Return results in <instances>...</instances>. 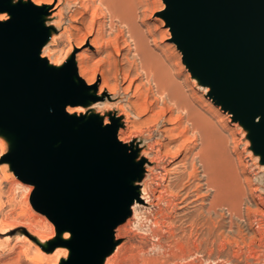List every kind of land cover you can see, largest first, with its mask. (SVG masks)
Listing matches in <instances>:
<instances>
[{"label":"water","instance_id":"95a60500","mask_svg":"<svg viewBox=\"0 0 264 264\" xmlns=\"http://www.w3.org/2000/svg\"><path fill=\"white\" fill-rule=\"evenodd\" d=\"M165 1L163 14L176 8L171 30L180 33L184 62L188 58L193 65L205 67L210 75L207 82L218 79L211 86L212 94L227 93L230 100L222 102L225 109L262 113L256 134L257 146L263 147L264 0ZM27 22L22 8L0 21V127L7 130L2 124L14 122L23 132L10 160L14 158L18 178L34 185L33 207L55 225H79L71 242L74 259L68 264H97L105 235L113 239L112 230L129 213L122 194L137 195L136 187L122 179L129 172L140 175V164L133 163L135 156L129 150L120 153L107 141V135L116 136L114 124L101 127L94 115L65 118L61 101L68 99L75 105L85 99L73 96L68 76L60 73L50 78L42 68L34 46L38 35ZM40 25L42 36H48L43 20ZM233 115L235 119L237 114ZM57 133L64 139L51 146ZM120 160L132 166L113 168ZM68 187L75 188L73 196L62 194Z\"/></svg>","mask_w":264,"mask_h":264},{"label":"bare ground","instance_id":"6f19581e","mask_svg":"<svg viewBox=\"0 0 264 264\" xmlns=\"http://www.w3.org/2000/svg\"><path fill=\"white\" fill-rule=\"evenodd\" d=\"M70 1L71 2L67 0L65 2L68 5H66L65 8H68L70 5L76 6L79 4L82 6L83 4L84 11L82 13L90 12L94 24L96 23V18L98 16L103 18L99 26L100 31L96 32L93 36L92 34L95 29H92L90 33H88L93 37H83V40L88 41L89 45L97 48L98 54L106 52L109 44L113 46V49H115L117 54L120 53L123 47L127 48L124 57L132 63V67L128 70L123 69V71H121L118 63H116L113 71L116 82L113 86L109 85L104 71L99 69L95 70L90 81L86 83L85 75L89 69V62L88 59H86L85 54L80 51H74V47L71 45L64 57H58L59 55L55 53V50L51 46V43L53 40L55 41L56 36L53 31H49L50 38H48V36H42L44 28L40 25V22L43 18L54 19L56 17L57 19H54L56 23L64 19V13L67 11L66 9L64 11V6L62 7L64 0H0V16L3 17L0 21L8 20L19 8H22L23 14L28 20L27 23L30 26V31L38 35L37 40L34 42V46L42 61V68L48 71L50 78L60 73L68 76L66 82L74 86V89L72 90L73 96L83 95L82 99H85V102L88 101L86 107L78 104L73 105L68 99L61 101L60 106H62L63 111L69 107L83 109V111H76L74 113L64 111L66 116H78L79 113H82L84 117H86L88 108L97 109L98 112H101V107H104V104H107L106 107L109 109H112L116 104L120 108L119 111L122 109V114H119L120 112L115 114L116 118L112 120L108 117H104L102 120L104 125L114 124L115 132L119 131L122 133L125 128H128L133 123V118L135 119V116H138V113L134 112V108L129 104L130 102H127V100L130 89L136 79L144 76L146 78L145 83L150 86L149 89L152 92V98H154V100H150V104L145 106V110L149 111L154 101L161 102V100H163L168 103V110H164L163 115L174 109L178 112L175 116L171 115L165 119L163 116L161 122L164 123L169 121L171 126L168 128H157V130L162 133L164 130L171 131L178 128L180 129L177 132L170 133L169 140L166 141V143H164L161 140V137H159L155 140L151 139L150 141H145V145L140 143V141L135 140L142 136V132L137 134L130 142L129 139L123 137V135L118 136V133L115 137L111 134L107 135V141L109 140L114 143L115 146L119 148L120 153L127 152L132 147H135L136 149L139 148L133 163L140 164V170L138 173L140 172L141 174L134 175V173L129 172L122 180L131 187H136V190H139L141 197L154 206L149 212V215L146 216L152 218L153 224L158 228L163 229L166 227V231L168 232L167 237L170 242L176 245L183 254H187L193 249L199 251L202 247L207 246L209 256L214 254L217 255V258L224 261L223 264H260L261 260H263L262 257H264V252L262 255L259 253L260 251L255 247L256 242L254 240L247 242L245 239L246 237H242L241 239H239L240 236L239 238L230 237L229 233L225 232V222L221 218L213 216V213L216 212L218 207L225 206V204L228 203L226 204L228 212L231 214H238L243 218L240 211V198L236 192L238 183L235 178V170L226 164L224 158L222 159L220 142L216 139L206 115L202 114L201 111H197L191 103L192 101H190L189 96L184 91L178 89L180 83L178 85L175 77L169 76L168 72L170 71L168 69V72L165 70L166 68L164 67L165 64L163 59L148 47L146 43L147 39L136 22V1ZM168 14L167 21L172 26V23L175 21L174 17L176 15V8L169 9ZM116 27L119 28V34L115 41H110V39L106 38V34H110ZM173 35L174 41L179 43V38L181 37L180 33H173ZM119 37L123 38L122 46ZM49 39L52 40V42ZM54 53L58 56H55ZM130 54H132V57H130ZM187 62L193 71V75L191 73L192 76L189 80L194 84H198L200 80L205 82L206 77L210 78V75H206L205 67L193 65L188 58ZM133 70L136 71L137 76H132ZM98 73L102 75L103 80L99 90L96 89L95 85ZM126 80H129V84L126 88H122V81ZM217 83L218 79L213 81V83H203L201 86H206L204 87L206 90L209 86L217 85ZM136 87H138V85ZM120 91L122 95L117 97V94H119ZM112 97H117L118 99L124 98L125 102L121 104L117 102L118 104H114L115 101L113 102L109 100ZM217 97L221 105H223V101L230 100V97L226 92H223ZM139 100L136 101V104L141 105L142 103ZM238 105L239 102L234 103L235 107H238ZM210 109L213 112L218 111V107L213 106L210 107ZM229 109L231 112L237 114L235 120L244 128V133H250L253 142V150L256 152V157L261 159V156L264 155V146L261 148L257 146L258 135L256 133L263 116L262 113L249 114L246 113L244 109L239 110V112L237 110H232V107H229ZM2 125L9 131L13 142L12 150L16 151L23 138L21 128L14 122H5ZM151 135L152 132H149L147 136L143 137L148 140ZM63 139L64 136L57 133L51 138L50 145L59 146ZM163 145H168L169 149L163 152ZM182 153V157L176 160ZM90 155L91 153L88 152L87 156ZM165 162H171L170 166L172 172L170 174L167 173V171L164 173L158 171V167H162L163 169L166 168ZM13 163L14 158L11 160L10 166L14 174H16ZM131 166L132 165L127 164L124 160H120L114 163L113 168H130ZM205 185L208 189L202 191V188ZM156 190L158 193H156ZM74 191V187H68L63 190L62 194L70 197L74 195ZM210 196L212 197L210 198ZM122 199L124 208L129 212H133L132 215L135 217L134 214H137L139 210V203L137 202L138 200L134 201L135 198L133 192L122 194ZM208 199L209 201H207ZM130 220L125 221V223H122V221H124L122 220L119 222L122 223V225L118 223L120 226L118 227L117 224L116 227H118L119 231L127 232L131 226ZM256 224L257 231L260 235L257 246L260 247L261 245H264V219H257ZM49 227H51L50 229L52 230V233H50L52 236H49L62 244L59 248V245L57 246L58 249L55 248L58 257L54 259V264H57L59 256L62 255L65 256L61 257V263L68 264V260L74 259L71 242L79 225L58 226L53 225L52 222H50ZM232 227L233 221L230 220L229 228L232 229ZM115 228L111 232L113 233V239ZM65 232L70 233V235L65 236ZM40 233L36 231L35 234L39 243L46 244V235ZM119 234H121V232H119ZM154 235L158 236L159 239L164 236V234L157 233V230H154ZM113 239L110 238L109 234L105 235V244L100 247L97 264H112L111 262L115 253H117L116 251L121 248V245H115V239ZM233 245L236 246V249H233V252L231 253L232 257H229V247H232ZM215 246L218 250L217 252L215 251ZM38 252L40 256L44 254L40 247H38ZM138 252L143 253V249L138 250ZM253 259L255 261H253Z\"/></svg>","mask_w":264,"mask_h":264},{"label":"rangeland","instance_id":"374dc122","mask_svg":"<svg viewBox=\"0 0 264 264\" xmlns=\"http://www.w3.org/2000/svg\"><path fill=\"white\" fill-rule=\"evenodd\" d=\"M66 1L67 0H64L62 3V7L64 6V11L65 9L67 11L64 13V19L60 22H55L54 19L56 17L54 19L43 18L47 30L53 31L54 35H56L55 41L53 40L52 42V40L49 39L52 42H50L52 48L59 56L57 54L55 55V53L54 55L64 57L72 45L74 51L82 52L85 54L86 59H88L89 69L85 75V82H89L95 70L99 69L104 71L109 85L113 86L116 82V78L114 77L115 74L113 73L116 63H118L121 71H123V69L128 70L132 67V63L124 57L127 48L123 47L120 53L117 54L115 49H113V46L109 44L106 52L98 54L97 48L89 45V42L84 41L83 37L89 36L91 38L96 32L100 31L99 26L103 18L98 16L96 18L97 24H94L90 12L82 13L84 11L83 4L82 6L79 4L76 6L70 5L68 8H65L67 5L65 3ZM68 1L71 2L70 0ZM80 1L84 2L86 0ZM135 1L137 3L135 11L136 22L147 39L146 43L148 47L163 59L165 64L164 67L166 68L165 70L167 72L168 70L170 71L168 72L169 76H174L178 85L180 83V88L178 87V89L184 91L189 96L190 101H192L191 103L197 111H201L202 114L206 115L216 139L220 142L222 159L224 158L226 164L235 170V178L239 188H236V192L240 198V211L243 218L238 214L229 213L226 205L228 203H226L225 206L218 207L216 212L213 213V216L219 217L225 222L224 229L226 233H229L230 237L239 238L240 236L239 239L246 237L245 239L247 242L254 240L256 242V249L260 251L259 253L262 255L264 252L262 251L264 250V245L260 246L261 249L257 246L260 235L256 228V222L257 219H264V157L261 156V159L256 157L250 133L245 134L244 128L234 119V112H231L229 108L225 109L224 105L220 104L218 97H215L214 94H212V87L207 86L208 89L205 90L204 87L206 86L201 85L203 83L207 84V82L200 80L198 84H194L189 80L193 75L192 68L187 61V63L184 62L183 50L179 47L178 42L174 41V35L171 30L172 26L167 21V16L169 14H163L167 8V2L165 0ZM92 29H95L92 34L93 36L89 35ZM118 34L119 28L116 27L110 34H106V38L110 39V41H115ZM49 35L50 34L48 33V38H50ZM119 40L122 46L123 38L119 37ZM130 57H132V54H130ZM132 72V76H137L135 70ZM145 79L144 76L136 79L130 89L127 100V102H130L129 104L134 108V112L138 113L139 117L135 116V119L133 118V123H130L131 125L128 128H125L122 133L118 131L116 134L118 133V136L123 135V137L129 139L130 142L137 134L142 132V136L135 140L140 141V143L144 145L145 141H150L151 139L155 140L159 137H161V140L166 143V141L169 140L170 133L177 132L180 128L171 131L164 130L162 133H160L157 128L170 127L171 124L169 121L164 123L161 122L162 117L164 116L165 119L171 115L175 116L178 112L174 109L163 115L164 110H168V103L163 100H161V102L154 101L151 105V109L149 111L145 110V106L150 104V100H154V98H152V92L149 89L150 86L145 83ZM96 80V89L99 90V87L103 82L102 75L98 73ZM128 84L129 80L122 81L121 86L122 88H126ZM137 85L139 88L136 87ZM121 95L122 93L120 91L119 94H117V97H120ZM117 97H112L109 100L113 102L115 101L114 104L117 102H119V104L125 102L124 98L118 99ZM137 100L142 104H136ZM78 105L86 107L88 101ZM106 105L107 104H104V107H101V112H98L97 109L95 110L93 108H88V111L86 112L87 116L94 115L96 117V122L101 127L105 126L102 120L104 117H108L112 120L116 118L115 114H118L119 112V114H122V109L119 111L120 108L116 104L112 109H109ZM213 106L218 107L217 112H213L210 109V107ZM80 115L83 114L79 113L78 116ZM149 132H152V135L147 140L144 137L147 136ZM0 144V264H54V259L58 257L56 249L61 247L62 244L54 238H51L52 234L50 233H52V230L49 226L52 221L50 218L37 211L32 205L31 197L34 189L33 185L22 181L12 171L10 166V154L13 148V142L7 130L2 127H0ZM162 147L163 152L169 149L168 145H163ZM137 149L132 147L129 152L133 153V156L136 157L139 148ZM182 155L183 153L176 160L180 159ZM170 165L171 162H165L166 168L163 169L162 167H158V171L161 173L167 171V173L170 174L172 172ZM207 189L208 187L205 185L202 188V191H206ZM136 191L137 195L134 201L138 200L139 210L137 214H134L135 217L132 215L133 212L130 211V214L128 213L126 215L128 218L125 217L123 219L124 221H122V223L131 219V226L127 232L118 230V227L122 225V223H119L120 225L118 224V227L115 228V240H113L115 245H121V248L116 251L117 253H115L113 257L112 264L224 263V261L217 258V255L215 254L209 256L207 246L202 247L203 250L201 248L199 250L200 252L193 249L191 252L183 254L176 245L170 242L167 237L168 232L166 231V227L163 229L158 228L153 224L152 218L146 216L149 215V212L154 206L141 197L138 189ZM156 193H158L157 190ZM211 197L212 196H210V198ZM209 199L207 201H209ZM230 220L233 221L232 229L229 228ZM52 224L55 225L54 222H52ZM154 230H157V233L159 234H164V236L159 239L158 236L154 235ZM36 231L38 233L42 232L40 233L42 235H46V244L39 243L38 238L35 235ZM119 232H121V234H119ZM38 247L44 252L42 256L38 254ZM229 248L230 253L228 256L232 257L231 253L233 252V249H236V246L233 245ZM140 249H143V253L138 252ZM215 251H218L216 246ZM63 256L65 255L59 256L57 264H62L60 259ZM262 258L263 260H261L260 264H264V257ZM253 261L255 260L253 259Z\"/></svg>","mask_w":264,"mask_h":264},{"label":"snow or ice","instance_id":"6c2138e0","mask_svg":"<svg viewBox=\"0 0 264 264\" xmlns=\"http://www.w3.org/2000/svg\"><path fill=\"white\" fill-rule=\"evenodd\" d=\"M0 19H3V17L0 16ZM73 103H75V102H73ZM64 111H65V112H69V113H74V112H76V111H83V109H82V108H72V107H69V108H66ZM65 118H66V119H73L72 116H66ZM64 235H65V236H68V235H70V233L65 232Z\"/></svg>","mask_w":264,"mask_h":264}]
</instances>
